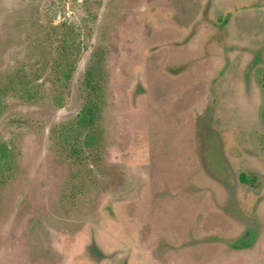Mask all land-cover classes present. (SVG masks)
<instances>
[{
  "label": "rangeland",
  "instance_id": "rangeland-1",
  "mask_svg": "<svg viewBox=\"0 0 264 264\" xmlns=\"http://www.w3.org/2000/svg\"><path fill=\"white\" fill-rule=\"evenodd\" d=\"M0 264H264V0H0Z\"/></svg>",
  "mask_w": 264,
  "mask_h": 264
},
{
  "label": "trees",
  "instance_id": "trees-1",
  "mask_svg": "<svg viewBox=\"0 0 264 264\" xmlns=\"http://www.w3.org/2000/svg\"><path fill=\"white\" fill-rule=\"evenodd\" d=\"M94 70L90 69L88 74L86 75V88L90 89V93L92 95V105L89 106L83 114L79 115V119L77 124L82 128H90L98 121L99 112L97 109V101L101 97L100 88L102 87L97 80V76H95ZM101 86V87H100ZM242 180L246 181L247 178L242 176Z\"/></svg>",
  "mask_w": 264,
  "mask_h": 264
}]
</instances>
